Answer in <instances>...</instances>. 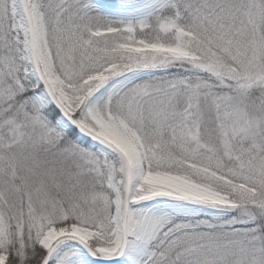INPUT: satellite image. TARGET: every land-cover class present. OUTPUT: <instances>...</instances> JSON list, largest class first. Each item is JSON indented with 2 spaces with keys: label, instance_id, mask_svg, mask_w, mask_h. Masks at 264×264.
I'll use <instances>...</instances> for the list:
<instances>
[{
  "label": "snow or ice",
  "instance_id": "obj_1",
  "mask_svg": "<svg viewBox=\"0 0 264 264\" xmlns=\"http://www.w3.org/2000/svg\"><path fill=\"white\" fill-rule=\"evenodd\" d=\"M0 264H264V0H0Z\"/></svg>",
  "mask_w": 264,
  "mask_h": 264
}]
</instances>
